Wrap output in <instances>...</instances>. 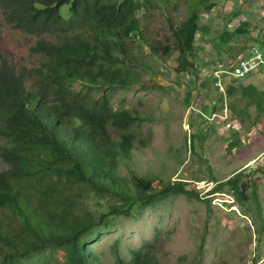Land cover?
<instances>
[{
    "label": "trees",
    "instance_id": "1",
    "mask_svg": "<svg viewBox=\"0 0 264 264\" xmlns=\"http://www.w3.org/2000/svg\"><path fill=\"white\" fill-rule=\"evenodd\" d=\"M148 4L149 0H0L5 22L39 36L30 50L45 58L34 70L37 77L31 69L0 59V137L8 141L0 146V157L8 165L0 170V211L9 210L20 231L12 232L0 218V264H103L91 241L100 226L109 231L110 216L136 218L169 195L199 197L195 186L188 188L191 182L183 179L160 180L157 188L151 177L117 174L118 164L130 157L133 136L122 133L115 140L110 128L123 132L141 118L127 109H114L108 92L140 84L136 69H149L146 60L131 51L134 43L163 61L138 16ZM198 4L206 10L214 6L209 0ZM167 19L174 41L162 52H178L177 72H186L187 66L195 69L188 58L195 49V34L207 30L198 23V10L189 9L178 26ZM243 25L217 37H242ZM237 80H224V94L247 99L239 107L230 102V111L243 120L254 103L263 112L264 92ZM195 136L189 138L190 149ZM240 174L216 183L207 195L228 185L237 203L255 213L260 233L264 205L255 184L246 194L249 182L239 183ZM86 190L98 196L106 192L113 199L97 220L89 210L75 209L77 192ZM151 248L152 243L145 242L123 259L114 244L112 264H156ZM58 249L62 260L54 255Z\"/></svg>",
    "mask_w": 264,
    "mask_h": 264
},
{
    "label": "rangeland",
    "instance_id": "2",
    "mask_svg": "<svg viewBox=\"0 0 264 264\" xmlns=\"http://www.w3.org/2000/svg\"><path fill=\"white\" fill-rule=\"evenodd\" d=\"M199 1L149 0L138 16L147 40L156 45L163 61L148 54L145 46L134 43L131 51L143 57L149 69H136L140 84L108 92L114 109H127L141 118L123 132L110 128L115 140H120L122 133L133 136L130 157L118 164L117 174L130 178V172H134L151 177L157 188L160 180L183 179L191 182L188 188L195 186L199 197L169 195L136 218L110 216L109 231L100 226L91 241L93 253L103 264L114 262V244L119 255L128 259L130 249L145 242L152 243L151 255L156 264H264V229L257 232L255 213L237 203L228 185L207 195L216 183L239 172V183L249 182L246 194L255 184L264 205V111L259 112L253 103L248 107L249 115L240 120L228 105L233 102L242 106L247 98L226 96L213 86L210 75L216 61L235 60L240 51L253 45L249 38L245 46L237 47L242 41L236 37H217L224 30L233 32L241 24L239 16L249 18L253 14L248 22L263 27L257 30L264 35V0H209L214 6L207 10ZM193 7L199 12V25L207 30L195 34V49L188 57L195 69L187 66L186 72L179 73L178 52H162L174 41L167 17L173 26H178ZM258 20L262 21L260 25ZM38 37L12 28L0 9V59L31 69L36 76L35 68L45 59L30 50ZM256 45L264 52V43ZM157 70L161 73L154 74ZM237 84H253L264 92V64L252 75L237 80ZM192 134L198 137L190 149ZM7 142L0 137V146ZM7 167L0 157V170ZM77 193V212L89 210L96 220L113 201L106 192L102 196L89 190ZM0 218L12 232L19 230L9 210L0 211ZM54 255L63 259L60 249Z\"/></svg>",
    "mask_w": 264,
    "mask_h": 264
},
{
    "label": "built area",
    "instance_id": "3",
    "mask_svg": "<svg viewBox=\"0 0 264 264\" xmlns=\"http://www.w3.org/2000/svg\"><path fill=\"white\" fill-rule=\"evenodd\" d=\"M263 64L264 52L257 45H250L245 55H240L235 60L216 61L210 74L213 86L224 93L225 79L245 78L263 68Z\"/></svg>",
    "mask_w": 264,
    "mask_h": 264
},
{
    "label": "crops",
    "instance_id": "4",
    "mask_svg": "<svg viewBox=\"0 0 264 264\" xmlns=\"http://www.w3.org/2000/svg\"><path fill=\"white\" fill-rule=\"evenodd\" d=\"M231 5H232V3H231ZM252 16H254V15L253 14H250V17H252ZM249 18H246L245 15L242 16V18L240 16L238 17V19H241V23L242 22L245 23V25H243V27L245 29V35H243L242 37L236 38V40H238L239 42L242 41L241 42L242 45H238L237 47H239V46H245L246 45L245 42H247V39L246 38H249V40L252 41L251 44H254L255 43V45L256 44L263 45V43H264V35L263 34H260V32L257 30V29L263 30V27L261 28L260 26H258V28H257L255 26H251L250 23L248 22V21H250ZM259 20L257 21V23L260 25L262 21H259ZM246 51H247V49L245 51H240L242 53H240L239 56L240 55H245Z\"/></svg>",
    "mask_w": 264,
    "mask_h": 264
}]
</instances>
